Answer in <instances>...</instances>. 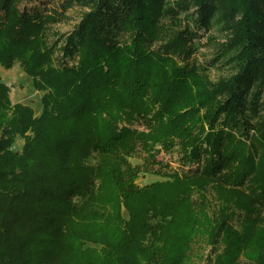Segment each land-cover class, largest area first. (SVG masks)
Here are the masks:
<instances>
[{"label": "trees", "instance_id": "trees-1", "mask_svg": "<svg viewBox=\"0 0 264 264\" xmlns=\"http://www.w3.org/2000/svg\"><path fill=\"white\" fill-rule=\"evenodd\" d=\"M24 1L0 0V65L18 60L44 92L36 114L0 79V264H181L164 245L187 234L226 242L229 264L263 242L264 0H65L83 11L55 37L61 13ZM156 145L195 166L138 187L127 155ZM209 182L236 185L241 229L222 218L214 234L205 201L183 196Z\"/></svg>", "mask_w": 264, "mask_h": 264}, {"label": "rangeland", "instance_id": "rangeland-1", "mask_svg": "<svg viewBox=\"0 0 264 264\" xmlns=\"http://www.w3.org/2000/svg\"><path fill=\"white\" fill-rule=\"evenodd\" d=\"M64 1L65 0H26L21 4V6H36L40 9H46L47 11L55 9L53 11L60 12L61 14H59V16L62 15V18L58 22L52 24L49 28L51 35L55 37L56 34H53V32L65 34L71 31L73 25L78 21L80 14L83 11V9L77 4H73L63 12L61 5ZM165 23L170 25L172 23L171 18H168ZM198 34H202V36L200 37L199 35H196V37L193 38L194 44H197L199 47L195 52L194 57H196L200 63L208 64L207 62L210 61L213 56L210 54L212 45L206 42L208 35L205 33L203 34V30H200ZM217 34L218 33L214 32V30L210 32V35L220 37ZM197 36L200 37V41H197L199 38ZM218 75L219 74H217V71L214 70V68L209 69V76L212 79H215ZM0 79L8 87V98L12 104L16 102L28 104L35 109L36 114L40 112V97L44 90H38L35 87L31 77L26 73L23 65L18 60H15L9 67L0 65ZM127 126L137 127L138 129L142 128V126L138 125L137 121L127 123ZM23 142L24 138L17 136L11 148L20 149ZM150 153H153V156H149L148 151L136 147L127 155V159L130 164L138 168V175L135 179V183L138 187L150 185L155 182L158 183L159 181L166 182L167 180L172 179L176 173L181 174L182 170L187 171L195 166L190 163L182 162L180 152L177 147H173L169 151H164L156 145L153 149H151ZM91 156H97L95 150L91 151ZM215 183L216 182H209L203 190L192 186L186 190L183 196H187L189 199L194 200V203L197 201H205L203 204L207 207V217L217 216L215 218V224L211 227L214 234L216 232L222 233L224 225L218 223L224 219H227V224H230L232 229H241L244 224L246 213L244 210H241L233 204L235 203V200L229 190L230 188L236 187V185H223ZM87 189L88 188L84 186V193ZM107 192L109 193L110 191L107 190ZM86 195L87 193H85V196ZM122 202H124L123 199ZM106 207L109 208L110 206L106 205ZM193 211H197V204L193 206ZM250 216L253 218L252 215ZM261 217L264 219L263 211H261ZM155 220L156 218L150 219L151 222H154ZM206 228L208 229L210 227ZM200 237L196 238L197 240L194 242H192L193 240L190 242L188 241L192 238L189 234L175 237L170 244H165L164 248H166L168 252L186 251L191 256L192 260L185 261L183 259L181 264H219L216 262V259L218 255L223 253L226 254L224 251L226 242H220L217 246H214L212 242ZM258 240L259 236L257 235L254 244L249 242L246 244H240L238 246V251L235 253L234 259H232L229 264H264V241L259 242V244ZM92 245L94 244L88 242L84 243L83 247ZM214 247L216 250L213 249Z\"/></svg>", "mask_w": 264, "mask_h": 264}]
</instances>
